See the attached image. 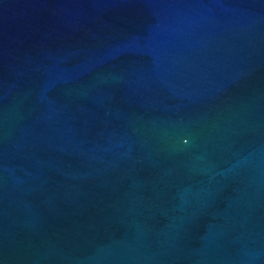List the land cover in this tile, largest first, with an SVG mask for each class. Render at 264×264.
<instances>
[{
  "label": "water",
  "instance_id": "water-1",
  "mask_svg": "<svg viewBox=\"0 0 264 264\" xmlns=\"http://www.w3.org/2000/svg\"><path fill=\"white\" fill-rule=\"evenodd\" d=\"M0 264H264V0H0Z\"/></svg>",
  "mask_w": 264,
  "mask_h": 264
}]
</instances>
